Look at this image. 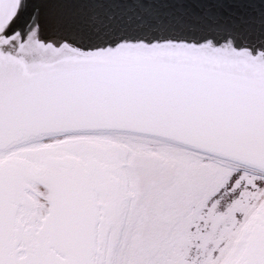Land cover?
I'll return each mask as SVG.
<instances>
[{
	"label": "snow or ice",
	"instance_id": "snow-or-ice-1",
	"mask_svg": "<svg viewBox=\"0 0 264 264\" xmlns=\"http://www.w3.org/2000/svg\"><path fill=\"white\" fill-rule=\"evenodd\" d=\"M0 264H264V0H0Z\"/></svg>",
	"mask_w": 264,
	"mask_h": 264
}]
</instances>
